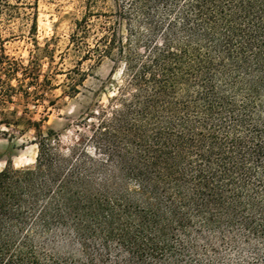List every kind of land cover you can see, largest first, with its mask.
<instances>
[{"label":"trees","instance_id":"obj_1","mask_svg":"<svg viewBox=\"0 0 264 264\" xmlns=\"http://www.w3.org/2000/svg\"><path fill=\"white\" fill-rule=\"evenodd\" d=\"M80 2L64 93L104 60L119 83L89 136L36 127L33 168L0 171V264H264V0ZM37 5L0 0V38L36 43ZM39 77L1 47L0 107Z\"/></svg>","mask_w":264,"mask_h":264},{"label":"rangeland","instance_id":"obj_2","mask_svg":"<svg viewBox=\"0 0 264 264\" xmlns=\"http://www.w3.org/2000/svg\"><path fill=\"white\" fill-rule=\"evenodd\" d=\"M83 10L80 0H38L36 43L28 38V27L2 26L0 49L2 47L5 54L24 64L33 61L39 82L48 75L53 87L36 90L31 87V96L26 98L18 94L11 104L0 107V171L8 166L15 170L33 168L37 154L36 127L53 132L63 149L89 136L95 122L91 116L115 95L119 69L110 60H104L92 70L78 86L76 96L64 93V74L78 60V55L69 47L68 38ZM218 249L225 262L245 264L247 260L245 257L237 259L229 246L220 245ZM54 250L68 255L72 248L59 239Z\"/></svg>","mask_w":264,"mask_h":264}]
</instances>
